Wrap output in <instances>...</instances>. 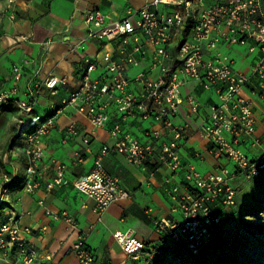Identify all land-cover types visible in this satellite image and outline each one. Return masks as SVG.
<instances>
[{
    "label": "built area",
    "instance_id": "built-area-1",
    "mask_svg": "<svg viewBox=\"0 0 264 264\" xmlns=\"http://www.w3.org/2000/svg\"><path fill=\"white\" fill-rule=\"evenodd\" d=\"M16 3L17 0H7L8 6L0 10V20L1 12L10 9V17L16 18ZM85 22L88 32L74 49L85 48L90 40L102 45L95 56L83 61L80 83L63 99L62 108H75L92 125L91 135L110 125L114 143L104 145L94 168L73 181L66 176L68 165L55 161V176L48 188L72 183L96 202L102 221L113 204L131 197L119 178L107 172L105 157L113 154L147 171L148 184L166 168L172 216L153 218L151 209L147 211L158 239L146 241L131 230L116 231L114 239L134 260L151 261L172 242L185 241L198 252L210 242L212 226L222 224L236 203L237 190L232 181L239 176H258L264 168V140L258 136L255 114L256 100L264 101V0H147L138 8L129 5L120 19L101 10L89 11ZM248 42L249 53L259 55L249 71L237 70L236 61L223 51ZM136 68L142 70L132 75ZM23 71V66L14 69L17 84ZM67 83L68 77L52 73L30 85L28 99L17 97V86L0 91V107L14 102L23 113L31 114L45 89L57 95L59 87ZM189 84L219 98L196 129L189 120L201 112L202 104L195 94L186 92ZM183 109L185 120L178 123ZM262 114L264 117V110ZM147 121L152 126L145 127ZM127 124H137L142 129L135 133ZM55 127V117H47L25 138L28 178L24 186L29 192L40 187V162L45 155L42 141ZM65 134H77L75 123ZM193 135L199 136L206 152L217 161L209 172L202 173L196 164L205 158L200 151L195 152L194 159H187L186 149ZM84 143L89 145L90 138H84ZM242 145L253 152L252 157ZM82 160L79 156L78 161ZM225 160L235 164L234 172H230ZM181 174L183 183L179 182ZM6 191L0 192V202L7 199ZM53 215L78 229L76 219L67 211ZM32 233V227L14 217L3 223L0 255L8 258L16 250L19 261L33 264L40 254L30 242ZM86 238L87 233L81 232L74 250L82 264H93L95 255Z\"/></svg>",
    "mask_w": 264,
    "mask_h": 264
},
{
    "label": "crops",
    "instance_id": "crops-1",
    "mask_svg": "<svg viewBox=\"0 0 264 264\" xmlns=\"http://www.w3.org/2000/svg\"><path fill=\"white\" fill-rule=\"evenodd\" d=\"M146 1L17 0L16 18L10 17L11 9L1 12L0 91L17 86V97L28 99L32 83L45 80L52 73L59 77H68V83L59 87L57 95H52L50 90L45 89L31 114L23 113L15 104L8 105L4 113L5 121L10 122L14 118L20 122V126L13 134L12 142L9 140L8 147L6 144L3 148L5 151L13 147L11 152L0 159L4 166V171L0 173V192L7 190L4 194L8 199L0 207V223L10 222L14 217L22 225L33 228L30 242L40 254L33 264H82L74 250V244L81 232L87 233L86 244L96 259L93 264H149L146 258H130L116 242L113 234L116 231L131 230L141 239L155 241L158 235L152 218L148 216V209H151L153 218L172 216L173 201L167 196L165 183L169 170L163 168L151 179V184H148L147 171L130 165L123 158L113 154L105 157V168L108 173L119 178L122 187L131 193V197L113 204L103 214L102 221H99L96 202L79 192L72 183L55 189L48 188V183L55 176V161H63L68 165L66 176L73 181L94 168L104 145L114 143L109 132L110 125L91 135L92 125L75 108H62L63 99L68 98L80 83L83 61L88 56H95L102 45L98 40H90L85 44V48L74 49L88 32L86 14L92 10H101L113 19H120L126 15L129 5L138 8ZM6 6L7 0H0V10ZM258 55V52L255 53V59ZM17 66L24 68L22 80L18 84L14 79V69ZM251 66L245 71H249ZM99 73L100 71L95 77ZM185 90L195 94L202 104L201 112L189 120L196 129L211 107L219 102V98L195 84L187 85ZM245 92L249 94V89ZM40 107L44 109L43 114ZM263 110L264 101L257 99L255 114L259 120L258 136L264 140ZM32 114H36L39 121L36 128L48 116L55 117L56 127L42 141L45 155L40 162V187L29 192L24 186L28 178L27 157L22 150L23 144H17V140L22 124L26 123ZM185 114L183 109V115L177 119L178 123L185 120ZM73 123L76 125L77 134L67 136L65 130ZM126 126L132 131L137 128L140 132L142 129L137 124ZM195 136L193 135V138ZM86 137L90 138L89 145L84 143ZM17 148L21 149L18 154L14 153ZM206 150L204 143L195 140L189 143L186 155L188 160H192L196 151L203 153L205 158L198 160V163L203 171L209 172L217 161ZM79 156L83 158L82 161H78ZM180 181L183 183L184 174H181ZM64 211L76 219L78 229L53 215ZM166 251L164 250L156 261ZM0 260L1 264H10L2 258Z\"/></svg>",
    "mask_w": 264,
    "mask_h": 264
},
{
    "label": "rangeland",
    "instance_id": "rangeland-1",
    "mask_svg": "<svg viewBox=\"0 0 264 264\" xmlns=\"http://www.w3.org/2000/svg\"><path fill=\"white\" fill-rule=\"evenodd\" d=\"M250 46V42L245 45H234L223 53L236 61L237 70L245 71L255 61V54L249 53ZM141 70L133 69L131 74L136 75ZM41 104L43 105L42 102ZM5 108H0V159L11 152L13 147L7 148L8 143L12 142V136L20 126V122L14 118L10 122L5 121ZM40 110L43 114V107H40ZM38 124L36 114L28 117V121L22 124L17 144L22 145L26 136L33 132ZM144 126L150 127L152 123L147 121ZM134 132L139 133V129L136 128ZM9 140L11 141L8 142ZM195 140H200L198 135L191 143ZM6 144L7 149L3 151ZM242 148L253 156L247 145H242ZM20 151L21 149L17 148L14 153L18 154ZM225 162L230 172H234L235 164L226 160ZM196 164L204 173L201 164L198 161ZM3 169L4 166L0 163V173L4 171ZM232 185L238 188L237 203L221 225L212 226L214 233L212 243L197 255L192 253L186 243L174 244L155 261V264H264V172L258 178L248 179L239 176L232 181Z\"/></svg>",
    "mask_w": 264,
    "mask_h": 264
},
{
    "label": "trees",
    "instance_id": "trees-1",
    "mask_svg": "<svg viewBox=\"0 0 264 264\" xmlns=\"http://www.w3.org/2000/svg\"><path fill=\"white\" fill-rule=\"evenodd\" d=\"M11 104H12V105H13V104L16 105V103H14V102H12ZM11 104H9V105H11ZM7 106H8V105H5V106L0 107V108L3 109V108H5V107H7ZM16 106H17V105H16ZM17 108H18V107H17ZM18 109H19V108H18ZM48 117H51V116H48ZM52 117H53V116H52ZM46 118H47V117H46ZM44 120H45V119H44ZM44 120H43V121H44ZM36 129H37V128H36ZM36 129H35V130H36ZM35 130H34V131H35ZM34 131H33V132H34ZM31 133H32V132H31ZM22 150H23V146H22ZM23 152H24V151H23ZM24 154H25V153H24ZM263 172H264V168L262 169L261 173H260L258 176H255V177H253V178H258V177H260V176L263 174ZM248 179H250V178H248ZM236 190H237V195H238V188H236ZM7 200H8V199H4V201L0 202V207L3 206V205L6 203ZM236 203H237V196H236ZM236 203H235V205H236ZM235 205H234V206H235ZM226 219H227V218H226ZM224 221H225V220H224ZM2 224H3V223H0V226H1ZM219 225H221V224H219ZM214 226H215V225H214ZM212 233H213V231H212ZM213 236H214V233H213ZM213 236H212L210 242H209L208 244L204 245V246H203L198 252H194L193 249L190 247L189 243H187V242H185V241H183V242H172V243H170L168 246L162 248V249H161V253H159L158 255H156L151 261L148 260V259H147V261H148L149 264H155L156 258H157L159 255L163 254V253H164V250H167V249H169L171 246H173L174 244H179V243H186L187 246H188V248L192 251L193 254H195V255L200 254L201 252H203V250H204L206 247H208V246L212 243V241H213ZM0 254H2L1 251H0ZM0 258H2L5 262L10 263V264H17V263L24 264L23 262L19 261L18 253H17L16 250H12L8 258L2 257V255H0Z\"/></svg>",
    "mask_w": 264,
    "mask_h": 264
}]
</instances>
